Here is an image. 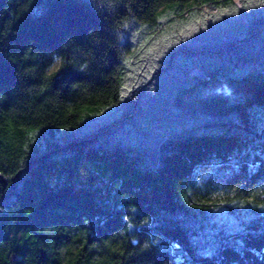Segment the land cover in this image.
<instances>
[{"label": "trees", "instance_id": "obj_1", "mask_svg": "<svg viewBox=\"0 0 264 264\" xmlns=\"http://www.w3.org/2000/svg\"><path fill=\"white\" fill-rule=\"evenodd\" d=\"M0 264H264L261 0H0Z\"/></svg>", "mask_w": 264, "mask_h": 264}, {"label": "snow or ice", "instance_id": "obj_2", "mask_svg": "<svg viewBox=\"0 0 264 264\" xmlns=\"http://www.w3.org/2000/svg\"><path fill=\"white\" fill-rule=\"evenodd\" d=\"M261 3L264 4V0H261ZM57 65H59V61H57Z\"/></svg>", "mask_w": 264, "mask_h": 264}, {"label": "clouds", "instance_id": "obj_3", "mask_svg": "<svg viewBox=\"0 0 264 264\" xmlns=\"http://www.w3.org/2000/svg\"><path fill=\"white\" fill-rule=\"evenodd\" d=\"M56 70H58V68Z\"/></svg>", "mask_w": 264, "mask_h": 264}]
</instances>
